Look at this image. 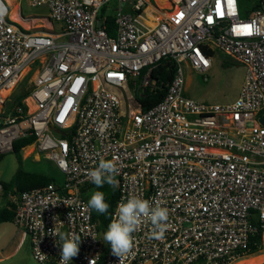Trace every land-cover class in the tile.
<instances>
[{
    "label": "built area",
    "instance_id": "obj_1",
    "mask_svg": "<svg viewBox=\"0 0 264 264\" xmlns=\"http://www.w3.org/2000/svg\"><path fill=\"white\" fill-rule=\"evenodd\" d=\"M113 1L110 27L101 12ZM240 1L28 0L49 11L34 31L0 0V92L9 91L0 95V155L32 138L26 157L44 154L65 177L7 194L37 264H61L65 233L80 238L68 264H232L264 251V0L245 19ZM215 52L244 69L236 99L186 97L181 65L205 74ZM165 61L176 69L160 83L152 70ZM130 88L161 99L143 110ZM101 159L115 163L119 182L106 231L130 196L169 210L164 238L148 239L144 223L122 259L83 197Z\"/></svg>",
    "mask_w": 264,
    "mask_h": 264
},
{
    "label": "rangeland",
    "instance_id": "obj_2",
    "mask_svg": "<svg viewBox=\"0 0 264 264\" xmlns=\"http://www.w3.org/2000/svg\"><path fill=\"white\" fill-rule=\"evenodd\" d=\"M6 1V0H5ZM155 3L160 8L167 7L166 0H154ZM8 4V2L6 1ZM115 1L111 2L108 8H104L101 12L104 16L113 15V4ZM259 0H241L239 2V14L242 19L251 17L253 12L257 8ZM17 5L20 7V16L23 23L28 24L31 30L37 31L39 29L43 30V26H46L45 22L40 18L48 17V8L46 6L31 7L28 0H11L8 4L9 17L13 11H17ZM152 20L149 21V25H152ZM55 31H60L58 29V24L52 22ZM23 26V25H21ZM29 28V29H30ZM60 41H65V38L60 39ZM211 66L205 74H200L192 71L185 64H182V71L184 75V95L188 98L194 99L196 101L205 102L209 104H225L234 101L239 93L240 86L243 81L244 69L241 65L231 61L229 57L221 52H215L210 57ZM176 64L169 62H161L157 64L152 70V76L160 83H166L169 81L170 75L175 71ZM132 99L137 104H144L145 97L148 92L147 89L140 90L136 89L133 91L129 89ZM21 91H17L20 93ZM15 95L12 99H15ZM125 102L128 103L127 96L123 93ZM144 99V100H143ZM161 99V93L150 95L146 100L148 105L153 101L157 102ZM135 105V104H134ZM141 106V105H140ZM135 106H133L134 108ZM28 146H24L18 153L8 152L0 155V181L8 182L9 179L17 171L22 172H35L42 173L54 179L56 185H60L64 181V175L60 173L54 164L45 158V155L38 153V160H34V155H27L25 152ZM99 188L95 185L86 186L83 190V197L88 203L91 195L98 191ZM5 205L3 197L0 196V207ZM106 232V230H105ZM104 232V233H105ZM103 233V234H104ZM20 239V233L15 229V227L10 222L0 223V252L2 254L11 253L14 249L15 244ZM264 254L260 252L257 255ZM256 256V255H254ZM246 256L240 258L236 261L250 258ZM235 261V262H236ZM234 263V262H233ZM0 264H37L30 253V246L28 240L21 245V247L11 256L3 259Z\"/></svg>",
    "mask_w": 264,
    "mask_h": 264
},
{
    "label": "clouds",
    "instance_id": "obj_3",
    "mask_svg": "<svg viewBox=\"0 0 264 264\" xmlns=\"http://www.w3.org/2000/svg\"><path fill=\"white\" fill-rule=\"evenodd\" d=\"M117 168L114 162L101 159L99 166L88 173L91 182L98 188L106 183L113 189L119 186L115 179ZM100 214H104L109 209V204L105 202V194L95 191L87 206ZM70 215V213H69ZM169 210L162 207L159 203L153 204L143 199L139 195H133L118 204L116 217L108 225L107 231L103 234V241L111 246L112 253L122 259L129 254L134 247L133 233L138 231L142 224H151V231L148 239L162 240L165 231L169 227ZM93 239H95L93 237ZM61 264H68L79 252L80 238L74 234H60Z\"/></svg>",
    "mask_w": 264,
    "mask_h": 264
},
{
    "label": "trees",
    "instance_id": "obj_4",
    "mask_svg": "<svg viewBox=\"0 0 264 264\" xmlns=\"http://www.w3.org/2000/svg\"><path fill=\"white\" fill-rule=\"evenodd\" d=\"M107 24L111 27L113 25V19L109 16L107 18ZM165 62H169L170 61H165ZM27 95V93L23 92L22 94L19 95V97L17 98V100L24 98ZM150 96H146L145 97V103L142 105L140 104L141 108L143 110L148 109L149 107H151L152 105L158 103L159 101L155 102L153 101L151 104L148 105V101L146 100V98L148 99ZM33 139L32 138H27V139H21V140H17L16 142L13 143V153H18L20 151V149L24 146L30 145L32 143ZM54 182V179L42 174V173H35V172H22V171H17L12 178L8 181V182H0V186H1V197H6L7 194L11 191L12 193H17V192H21V191H26V190H30V189H34L37 187H42L45 186L49 183ZM94 184L90 185L93 186ZM98 191H101L105 194V202L109 204V209L106 213L104 214H100L97 211H95L94 209H91L92 211V218L94 221L97 222L98 224V230L102 233L105 232L107 224L109 223L110 220V216L112 213V209L114 206V203L117 199V192L115 189L111 188L108 184H104L103 187H100ZM11 207L12 204L11 203H7L5 204L3 207L0 208V223H4V222H12V218H13V212L11 211ZM255 241L260 242V236L257 235L256 237H254ZM255 248L252 250V253H250L248 256H254L257 254H254L255 252Z\"/></svg>",
    "mask_w": 264,
    "mask_h": 264
},
{
    "label": "bare ground",
    "instance_id": "obj_5",
    "mask_svg": "<svg viewBox=\"0 0 264 264\" xmlns=\"http://www.w3.org/2000/svg\"><path fill=\"white\" fill-rule=\"evenodd\" d=\"M8 2V4H10L11 0H6ZM152 7L148 8L149 13L151 12ZM10 18L16 22H18L20 25H23L24 28L29 29L30 26L28 24L23 23V20L21 17L18 16L17 11H13L10 14ZM155 17L154 15H152L150 13V20H153ZM9 94V91H1L0 95L2 97L6 96ZM31 107V106H30ZM31 110V108H30ZM29 152H31V148H27L26 154H28ZM264 263V254H260V255H256V256H252L250 258H246V259H242L239 261H236L232 264H263Z\"/></svg>",
    "mask_w": 264,
    "mask_h": 264
},
{
    "label": "crops",
    "instance_id": "obj_6",
    "mask_svg": "<svg viewBox=\"0 0 264 264\" xmlns=\"http://www.w3.org/2000/svg\"><path fill=\"white\" fill-rule=\"evenodd\" d=\"M27 151V150H26ZM26 153V152H25ZM36 154V153H35ZM32 155H34V154H32ZM27 155H25V157H26ZM38 158H39V156H38V153L36 154V155H34V160H38ZM10 180V179H9ZM1 182V181H0ZM2 183V182H1ZM11 193V191L9 192V194ZM0 196H1V193H0ZM3 201H4V203L5 204H7V203H10L9 202V200H8V195L6 196V197H4L3 198ZM1 208V207H0ZM11 224H12V222H11ZM13 225V224H12ZM16 229V228H15ZM17 230V229H16ZM18 231V230H17ZM19 232V231H18ZM20 233V232H19ZM25 240H28V242H29V239L27 238V237H25V236H23L21 233H20V239H19V241L15 244V246H14V249L11 251V253H7V254H2L1 252H0V262L3 260V259H5V258H7V257H9V256H11L12 254H14L20 247H21V245L25 242ZM29 246H30V242H29ZM30 253H31V250H30Z\"/></svg>",
    "mask_w": 264,
    "mask_h": 264
}]
</instances>
